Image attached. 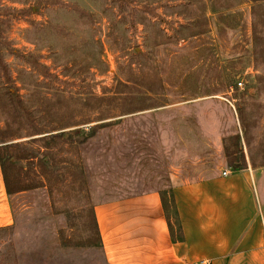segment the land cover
I'll return each mask as SVG.
<instances>
[{"label": "rangeland", "instance_id": "obj_1", "mask_svg": "<svg viewBox=\"0 0 264 264\" xmlns=\"http://www.w3.org/2000/svg\"><path fill=\"white\" fill-rule=\"evenodd\" d=\"M0 157V264H104L94 204L259 173L264 0H0Z\"/></svg>", "mask_w": 264, "mask_h": 264}, {"label": "crops", "instance_id": "obj_2", "mask_svg": "<svg viewBox=\"0 0 264 264\" xmlns=\"http://www.w3.org/2000/svg\"><path fill=\"white\" fill-rule=\"evenodd\" d=\"M171 182L94 204L104 264H264V165ZM171 223V229L168 224ZM15 222L0 160V229Z\"/></svg>", "mask_w": 264, "mask_h": 264}, {"label": "trees", "instance_id": "obj_3", "mask_svg": "<svg viewBox=\"0 0 264 264\" xmlns=\"http://www.w3.org/2000/svg\"><path fill=\"white\" fill-rule=\"evenodd\" d=\"M116 99H117V98H116ZM117 100H119V102L116 101V102L112 103L113 106H112L111 110H112L113 112H119L120 109H121V104H122V103H120V98L117 99ZM0 160H1V157H0ZM4 180H5V184H6V190H7L8 194H10L12 191H11V189H10L9 186H8V181H7L6 177H5V175H4ZM170 201H171V204H172V199H171V197H170ZM162 202H163V199H162ZM163 205H164V202H163ZM172 207H173V204H172ZM164 209L166 210L165 205H164ZM93 219H94V218H93ZM168 224H169L170 229H171V223H170V221H169V218H168ZM94 226H95V222H94ZM95 229H96V226H95ZM96 232H97V230H96Z\"/></svg>", "mask_w": 264, "mask_h": 264}, {"label": "built area", "instance_id": "obj_4", "mask_svg": "<svg viewBox=\"0 0 264 264\" xmlns=\"http://www.w3.org/2000/svg\"><path fill=\"white\" fill-rule=\"evenodd\" d=\"M237 84H238V85H241V83H240V82H238ZM225 173H226V171H223V172H222V174H225Z\"/></svg>", "mask_w": 264, "mask_h": 264}]
</instances>
